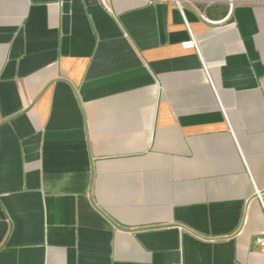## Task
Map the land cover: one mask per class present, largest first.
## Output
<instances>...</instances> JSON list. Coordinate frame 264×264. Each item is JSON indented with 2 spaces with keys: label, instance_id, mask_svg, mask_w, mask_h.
<instances>
[{
  "label": "crops",
  "instance_id": "crops-1",
  "mask_svg": "<svg viewBox=\"0 0 264 264\" xmlns=\"http://www.w3.org/2000/svg\"><path fill=\"white\" fill-rule=\"evenodd\" d=\"M180 1L0 0V264H264V0Z\"/></svg>",
  "mask_w": 264,
  "mask_h": 264
},
{
  "label": "built area",
  "instance_id": "built-area-1",
  "mask_svg": "<svg viewBox=\"0 0 264 264\" xmlns=\"http://www.w3.org/2000/svg\"><path fill=\"white\" fill-rule=\"evenodd\" d=\"M149 1H158V0H149ZM171 1H175L179 6H180V0H171ZM214 0H210V2L208 3V4H211L212 2H213ZM227 2H228V12L231 10V8L233 7V5L237 2V0H227ZM205 12H204V10H202V11H200L199 12V16L202 18V19H204V20H209L210 22H212V23H217V22H219L218 20H210L207 16H205V14H204ZM258 196H259V198H260V200H261V202H263V200H264V194H262L261 192H259L258 193ZM258 243L260 244H264V238L263 237H261L260 236V238H258Z\"/></svg>",
  "mask_w": 264,
  "mask_h": 264
}]
</instances>
